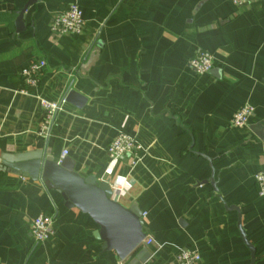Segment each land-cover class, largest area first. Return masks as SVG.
Instances as JSON below:
<instances>
[{"label": "crops", "instance_id": "obj_1", "mask_svg": "<svg viewBox=\"0 0 264 264\" xmlns=\"http://www.w3.org/2000/svg\"><path fill=\"white\" fill-rule=\"evenodd\" d=\"M0 0V152L52 149L75 162L82 176L111 184L127 176L114 199L136 203L153 239L148 264H177L182 249L202 264H251L239 228L264 264V196L254 176L264 170V0ZM77 4L81 34L52 30L53 16ZM198 50L214 57L198 75ZM46 60L30 93L21 70ZM70 90L87 98L67 103L43 138L39 98L57 101ZM251 104L243 129L233 115ZM146 149L136 165L111 160L107 147L119 133ZM57 213L54 236L37 243L40 213ZM92 218L65 206L61 193L0 167V263L127 264L94 237Z\"/></svg>", "mask_w": 264, "mask_h": 264}, {"label": "water", "instance_id": "obj_2", "mask_svg": "<svg viewBox=\"0 0 264 264\" xmlns=\"http://www.w3.org/2000/svg\"><path fill=\"white\" fill-rule=\"evenodd\" d=\"M36 1L30 0L19 13L16 20L18 33L25 29V11ZM66 101L82 108L87 98L75 90H70ZM0 167L33 181L41 180L49 190L59 191L67 208H77L92 218L98 226L94 237L103 243V250L115 251L121 262L148 264L150 261L153 254L143 245L147 237L143 212L136 203L127 208L115 200L110 181H99L93 175L82 176L75 170L74 160L69 157L57 160L50 148L18 154L0 152ZM237 211L242 238L251 252V264H255V247L248 241L242 227L240 211Z\"/></svg>", "mask_w": 264, "mask_h": 264}, {"label": "built area", "instance_id": "obj_3", "mask_svg": "<svg viewBox=\"0 0 264 264\" xmlns=\"http://www.w3.org/2000/svg\"><path fill=\"white\" fill-rule=\"evenodd\" d=\"M252 0H233L236 6H244ZM85 22L83 12L77 4H72L62 12L56 13L51 22V28L58 33L81 34ZM214 57L205 50H198L190 60V67L198 75H204L213 69ZM47 66L46 60H39L31 63L21 70L25 88L22 93H30L31 88H36L39 83L40 72ZM68 92L57 101H50L40 97L39 103L44 111V120L40 127V135L43 138L51 136L53 126L57 115L64 111L67 105L66 97ZM255 112L251 104L242 106L232 117L231 126L235 129H243L248 125L249 119ZM68 150L62 153V159L66 157ZM107 154L111 160H122L129 158L133 165L138 164L146 154L144 146L133 136L119 132L107 147ZM257 190L261 196H264V170L254 176ZM127 183V176H119L112 184L115 191H121ZM146 214H143L145 216ZM57 223V213L38 214L32 221L31 233L37 243H43L51 239L55 234ZM153 244V239L146 237L143 242L144 246ZM177 264H202L201 255L194 250L182 249L176 256ZM3 264V263H0Z\"/></svg>", "mask_w": 264, "mask_h": 264}]
</instances>
